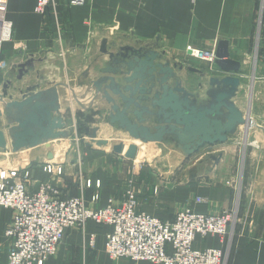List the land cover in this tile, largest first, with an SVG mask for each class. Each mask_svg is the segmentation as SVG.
I'll return each instance as SVG.
<instances>
[{
    "label": "crops",
    "instance_id": "1",
    "mask_svg": "<svg viewBox=\"0 0 264 264\" xmlns=\"http://www.w3.org/2000/svg\"><path fill=\"white\" fill-rule=\"evenodd\" d=\"M37 2L9 0L6 18L12 23L13 38L4 44L3 54L8 62L18 61L17 65H20L31 57L43 59L45 55L42 53L53 51L48 54V62L35 65L36 70L45 65H62L65 73H70L68 77L75 96L71 93L69 97L67 92L70 91L62 90L65 91L69 105L81 104L83 110H94L90 114L80 110L83 120L88 117L85 121L87 125H94L96 121L105 123L107 116V113L97 114L98 110L105 109L106 102L91 106L90 98L79 93L80 89L84 93L86 86L98 77V71L108 65V59L101 53L104 40L110 49L115 44L119 47L156 45L157 51L164 53L166 60L184 64L186 69L181 73L184 86L192 93L200 92L201 99H205L208 82L187 68L200 69L210 77H224L227 74L220 71L215 63L191 57L188 48L217 51L220 42L227 41L230 58L241 64L240 92L246 87L253 88L250 115L236 102L249 115L255 130L264 133V5L261 9V0H87L81 7L72 6L70 0H56V6L51 7L45 16L35 13ZM257 38L258 52L255 56ZM14 68L19 73L18 67ZM86 74L89 76L85 77ZM28 79L18 80V83H24L23 88L19 85L11 87L12 90L9 88L11 92H8V97L21 99L30 86ZM201 82L204 83L203 91L198 90ZM17 91H20L19 95ZM104 131L105 134L112 131L116 133L117 129L107 125ZM117 135L125 137L122 141L132 142L128 136L118 132ZM103 137L107 138L106 135ZM259 144H251L248 150V170L244 175L239 211V217L244 223L237 226L228 264H264V147H259ZM240 145L234 140L212 147L210 153L206 151L208 154H223L218 164L209 165V171L202 173L200 170L190 172L185 169L173 173L172 177L165 175L164 178L158 176V170L135 171L130 163L132 160L124 158L125 162L116 161L114 158L117 155L109 151L87 147L81 165L74 161L73 156H67L69 164L66 175L54 182V186L72 197H83L85 205L95 210L106 207L112 198L117 204L121 203L131 190L137 194L140 212L163 221L173 220L185 208H192L197 213L217 215L231 211L237 205L241 181L238 161ZM35 150L17 155L11 152L0 154V163L17 166L25 159L33 163L47 159L48 149ZM201 159L197 158L196 161L202 164ZM79 169L84 179L93 182L91 188L78 182L76 175ZM32 178V191H37L40 183L50 181V175L37 167L32 171ZM98 181L101 182L100 188L96 186ZM13 217L11 209L0 208V264H8L11 242L5 234ZM110 230V227L94 222L87 223L84 228L70 230L59 246L58 253L45 264H152L136 263L129 259L112 260L105 250L106 236ZM91 238L95 239L93 247L90 246ZM196 246L200 249L218 248L221 242L218 236L206 239L198 237Z\"/></svg>",
    "mask_w": 264,
    "mask_h": 264
},
{
    "label": "water",
    "instance_id": "2",
    "mask_svg": "<svg viewBox=\"0 0 264 264\" xmlns=\"http://www.w3.org/2000/svg\"><path fill=\"white\" fill-rule=\"evenodd\" d=\"M157 50L152 44L124 47L115 44L110 49L106 40L102 42L101 53L108 59V65L98 71V77L82 94L90 98L91 106L106 102L103 111L107 113L109 127L145 145L172 143L185 159L197 155L205 146L225 144L240 128L249 127L248 114L236 102L241 87V64L230 58L227 41L220 42L215 61L227 76L210 77L200 69L187 68L207 80L209 89L205 99L200 98V92L192 93L184 86L181 76L186 69L184 64L166 60L165 54ZM49 53H42L43 59L31 57L17 66L18 80L29 72L36 74V83L26 88L21 99L7 96L9 81L3 87L0 154H20L46 146L47 159L52 160L55 153L50 144L71 136L61 90L70 91L73 96L75 91L63 83L59 67L45 65L34 69L37 63L49 61ZM202 82L198 85L199 91L204 90ZM99 131V127L90 130L87 146L108 144L107 140L98 138ZM124 150V143L114 148L117 154ZM137 154L138 145L130 144L125 158L134 160ZM222 157L223 154H209L208 164L216 165Z\"/></svg>",
    "mask_w": 264,
    "mask_h": 264
},
{
    "label": "built area",
    "instance_id": "3",
    "mask_svg": "<svg viewBox=\"0 0 264 264\" xmlns=\"http://www.w3.org/2000/svg\"><path fill=\"white\" fill-rule=\"evenodd\" d=\"M74 7L83 6L86 0H70ZM9 0H0V72L9 69L3 46L12 41V23L7 21ZM56 0H38L35 13L45 16ZM57 17V13L55 12ZM190 56L207 63H215L216 50L199 51L188 48ZM74 161L81 165L80 139L74 133ZM55 153V151H54ZM67 151L54 159L32 162L25 159L17 166L0 163V208L11 209L14 217L6 231L11 242L8 264H45L57 254L67 232L83 227L88 221L110 227L105 250L112 260L129 259L152 264H228L237 226L244 221L236 205L221 214L197 213L191 208L178 212L173 220L163 221L138 210L135 191H128L121 203L110 199L108 205L93 210L82 197H72L54 186L66 175ZM37 167L50 175L49 182L39 184L32 191V171ZM78 182L91 188L93 182L84 179L79 169ZM96 186L100 188L101 182ZM96 199V197H95ZM250 227V225H249ZM218 236L221 247L200 249L198 237ZM92 245L94 240H92Z\"/></svg>",
    "mask_w": 264,
    "mask_h": 264
},
{
    "label": "rangeland",
    "instance_id": "4",
    "mask_svg": "<svg viewBox=\"0 0 264 264\" xmlns=\"http://www.w3.org/2000/svg\"><path fill=\"white\" fill-rule=\"evenodd\" d=\"M86 3H87V0H86ZM263 5H264V0H261V9L263 8ZM258 33H259V30H257V34ZM255 46H256V49L254 51H255V56H256V54L258 52V38L256 40ZM21 60L22 59H20V62H21ZM17 62L18 61L9 62V69L0 72V94L2 93V89H3L2 86L4 84H6L9 80L11 81L10 82V86H9L10 89H11V87L13 88L14 85H19L21 88L24 87V83L23 82H22L23 84L22 83H18V79H17L18 73H17L16 69L14 68V67L18 66ZM13 64H15L14 67H13ZM58 67L61 69V77L65 76V78L62 77V80H65L64 82L67 83L71 87V85H70V77H68V75L70 73L66 74L65 73L66 70L62 67V65H60ZM36 68L37 67L35 66L34 69H36ZM209 71H211V70H209ZM68 72H70V71H68ZM213 73L218 74L215 71H213ZM219 75H222V74H219ZM66 76L69 79L66 78ZM29 77H31V78L28 79ZM23 79L30 80V85H34L36 83V78H35L34 72H29V74L25 75ZM79 88H81V86ZM10 89L7 91V96H9L8 92H11V90H12V89L11 90ZM62 91H63V95H64V96L63 95L62 96H63V101H64L63 103H64V106H65L64 107L65 116H66V119H67L66 120L67 124H68L67 126L69 127L68 130L71 132V136L68 139H61V140H57L55 142H52L49 147L53 151H54V149L57 152H59V153L61 151L62 152L68 151L66 156H71V157L74 156V154H73L74 147H73L72 144L76 141V138H74V133L76 132L78 134V136H79V139H80V150H81V160L80 161H81V164H82V162H84V157H85L84 150L87 147H88V149H91V147H94V148H96V149H98L100 151H104V150L106 152L109 151L110 154L117 155V157L115 156V158H114L116 161H120V162L124 161L125 162V160H124L125 152H126V150L128 148V145L130 143H137V145H138L137 157H136L135 160H132L130 162L131 165H133L132 167L135 168V171L150 172L151 170L152 171L153 170L154 171L158 170L159 171L158 176L160 178H162V177L164 178L165 175H167L166 177H172V175H174L173 173H176L178 171L182 172L185 169H189L190 172H195L196 170H198V171L200 170L202 173H204L205 171H209L210 166H209V164L207 165V163H210V161L207 160V157L209 155L208 153L211 152L209 150L212 147L205 146L203 149H201V151L197 155H195V156H193V157H191L189 159H185L184 156L177 150L176 146L174 144H172V143H165V144H157L156 143V144L143 145V144L138 143V142H136V141H134L132 139L129 140V141H132V142H128L127 143L125 141H122V138H125V137L122 136V135H117V132L115 133V132L112 131L111 133L109 132L108 134L107 133L105 134L104 129H107V125H108L107 119L104 121L105 123L100 122V121H96L94 123V125H87L85 121H87L88 117L83 120L84 116H82V112H80V110L84 111V113L87 112L88 114H90V111L93 112L94 110L93 109L83 110V108H82L83 105H81V104H78L79 106L77 104L75 106L74 103H71L69 105V101H67L68 99H66L65 91L64 90H62ZM252 91H253L252 87L251 88L246 87L245 90H242V92H240L238 98L236 99V101L239 104H241V106H243L244 110L249 115L252 112V107H253V105H252V103H253V92ZM17 92H18L17 94L19 95L20 91H17ZM67 93H68V95L70 97L71 92H67ZM79 93L80 94L83 93L82 89L79 90ZM78 111H79V114H76V113H78ZM72 113L75 116H73ZM102 113H106V111H101V110L97 111L98 115H102ZM249 121H250V125L246 129V132H245V128L242 127V128H240V131H242V132H238V134H236L235 136L230 137L229 140H228V143H229V141L233 142L235 140V142H239L241 144L239 146L241 148V150L238 153V161H239L240 172H241V181H240V187H239V192H238L239 194L237 196V202H236V204H237V206L239 208V211H240V207H241V205H240L241 202L240 201L242 199V197H241L242 196V191L244 189V183H245L244 175H246V171L248 170V163L246 162V159H248L247 156L249 154L248 150L251 149L250 148L251 144H255L256 142L260 143L259 147L260 146H262V148L264 147V133L258 132L257 130H255V126H254L253 122L250 120V117H249ZM94 127H99L100 128V131L98 133L99 134L98 138L99 139H103V140L104 139L107 140L108 141L107 145H103V146H97L96 144H93V146H87L86 145V143L90 142V137H89L90 130L92 128H94ZM256 128H257V126H256ZM103 135H106L107 138H104ZM115 135H117V136H115ZM120 143H124V145L126 144L125 150L123 151L122 154H117L114 151V148H115L116 145H119ZM37 149H43V150L47 151L48 147L42 146V147L36 148L35 151H37ZM206 151H208V153ZM13 155H17V154H13ZM200 157H202V159H201L202 164L200 162L196 161L197 158H200ZM67 159H69V158L67 157ZM11 163H12V161H11ZM192 165H196V166L193 167ZM197 165H199V166L197 167ZM192 177H195V176H193V174H192ZM168 179L171 180V178H168ZM84 186H85V184H84ZM93 210H95V209H93ZM96 210H98V209H96ZM89 222H93V221H88L87 223H89ZM102 226H106V225H102ZM79 228H83V227H79ZM92 240L95 241V239L91 238V241H90V246L93 247L94 244L92 245V243H91ZM57 253H58V251H57ZM52 257H54V256H52ZM52 257H50V258H52ZM115 261H117V260H115Z\"/></svg>",
    "mask_w": 264,
    "mask_h": 264
},
{
    "label": "bare ground",
    "instance_id": "5",
    "mask_svg": "<svg viewBox=\"0 0 264 264\" xmlns=\"http://www.w3.org/2000/svg\"><path fill=\"white\" fill-rule=\"evenodd\" d=\"M138 143H140V142H138ZM132 144H136L137 145V143H132ZM142 144V143H141ZM143 145H145V144H143Z\"/></svg>",
    "mask_w": 264,
    "mask_h": 264
}]
</instances>
